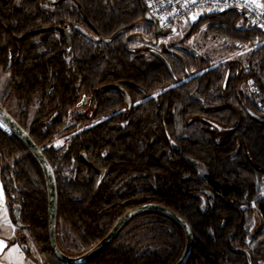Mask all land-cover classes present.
<instances>
[{
	"label": "trees",
	"instance_id": "trees-1",
	"mask_svg": "<svg viewBox=\"0 0 264 264\" xmlns=\"http://www.w3.org/2000/svg\"><path fill=\"white\" fill-rule=\"evenodd\" d=\"M0 2V67L9 73L3 99L15 100L12 116L53 168L55 233L62 252H84L126 210L157 202L190 226L193 247L186 264H264V228L249 234L244 222L252 202L264 219V197L258 195L264 121L249 114H264V106L241 88L251 77L264 89L262 31L238 27L245 19L235 10L198 18L184 40L203 24L212 35L230 40L260 39L247 68L235 60L210 66L181 43L155 48L163 59L154 54L150 47L158 35L139 0H17L16 7L14 0ZM82 97L98 120L64 128L67 151L55 155L56 149L44 143L60 132ZM35 101L34 118L27 122ZM79 115L70 117L76 122ZM3 130L0 125V184L10 216L34 240L43 264H67L49 247L40 165L13 133ZM70 157L75 168L69 177L59 175V161ZM36 175L39 185L32 183ZM60 224L71 233L63 238L70 248L58 241ZM19 237L27 252L25 236ZM74 241L87 248H72ZM150 241L153 248H147ZM184 245L176 221L146 210L124 223L110 244L84 264H173Z\"/></svg>",
	"mask_w": 264,
	"mask_h": 264
},
{
	"label": "rangeland",
	"instance_id": "rangeland-1",
	"mask_svg": "<svg viewBox=\"0 0 264 264\" xmlns=\"http://www.w3.org/2000/svg\"><path fill=\"white\" fill-rule=\"evenodd\" d=\"M198 18L179 23L175 29L171 31H167L166 36L160 38L156 43L155 47L151 46L150 48L160 49L162 46L167 47L171 43L172 44L181 43L184 44L186 47H188L191 51L206 58L210 66L216 64H225L228 61L235 60L238 63H240L241 66L247 68L246 66L248 63V57L251 55L255 47L260 43V39L256 38L253 41L246 43L230 40L223 36L212 35L207 31L206 24H203L201 25L199 31L196 34L192 35L188 40H184L185 34L186 32H188L190 25H192ZM142 24H143L142 22L139 23V25ZM237 26L240 28H245V27L253 28V26L248 24L246 20L239 21ZM55 35L57 36L58 34L56 33ZM143 54L146 55L147 53H143ZM8 83H9V73L0 71V100H2V102L6 105V107L3 106L4 108H6L10 113L15 114V100L12 99L9 103H7L6 102L7 99L6 98L3 99V95L7 91ZM241 88L244 93L251 95L255 99V101L258 102L260 107L264 106V89L263 91H261V89L254 82L253 78L251 77L247 78L246 82L241 84ZM37 105L38 102L35 101L30 106L27 115V122H31L33 120L35 111L37 109ZM91 110L92 108L88 105V100L86 99L83 106L73 108L71 111H69L68 116L64 119V123H63L64 125L59 129L60 132L52 135L49 138V140L46 143H44V146L56 149L57 151L55 150L54 154L58 156H62L67 151V147L69 143V139L66 137L67 131H64L63 129L66 128L69 124L76 123L78 126L79 125L83 126L96 122L98 120L97 116L96 117L92 116L88 120L81 119L82 117L91 116L92 115ZM73 113L80 114L79 115L80 119L76 122L74 121L73 117L72 118L70 117V115ZM0 156H1V151H0ZM61 161H59L57 171L60 173L59 175L64 177H69L70 176L69 171L74 169L76 165L74 163V158L70 157L69 160L66 162L65 161L61 162ZM32 183L39 185L41 183V177L36 175V178L32 179ZM258 195L264 197V180L263 181L261 180L259 184ZM248 206L249 207L245 212L244 222H245L246 231L249 234H252L259 228H264V219L259 215L256 206L253 202L250 203ZM111 226H109V228ZM130 227L131 226H129L128 228ZM161 230H164L168 233L171 232L170 229L164 227H161L160 231ZM0 231L4 235L3 237L7 241L8 245L18 244L21 247L18 238H20L19 236H25L23 240L28 250L27 252L24 251V253L26 257H28L27 260L30 261V264L31 263L43 264V260L37 250L36 244L34 243V240L30 237L29 233L19 230L17 226L14 224L4 199L1 184H0ZM67 233L71 235L70 231L67 230V227L60 224L57 229V238L58 241L63 244L62 246L64 248H70L68 247L69 244L67 245L63 241V238H65V235H67ZM156 236L158 237V234ZM160 241L162 244H164L165 242L164 236L160 237ZM246 241H249V237L246 238ZM153 244L154 243L150 241V243H148L147 245V248H153L154 247ZM84 246H85L84 244L83 246L81 244L78 245L77 241H74L72 248L74 247L87 248ZM80 250L83 251V249Z\"/></svg>",
	"mask_w": 264,
	"mask_h": 264
},
{
	"label": "water",
	"instance_id": "water-1",
	"mask_svg": "<svg viewBox=\"0 0 264 264\" xmlns=\"http://www.w3.org/2000/svg\"><path fill=\"white\" fill-rule=\"evenodd\" d=\"M139 3L143 17L151 21L154 25V36L163 34L164 31L158 28L155 19L148 12L143 0H139ZM60 32L63 34L65 40H67L66 32L63 29H60ZM152 52L157 56H159L161 59H163V56L155 49H152ZM122 92L123 95L126 97L124 90H122ZM249 114L253 118L259 121H264V114H257L252 111H249ZM0 123H2L5 127V130L3 131H5L6 133H13L27 148V150L34 156V158L40 165L45 180V187L47 194V233L49 239V247L53 256L57 260L67 264H84L89 262L90 260L98 256L110 244V242L112 241L118 230L130 218L146 210H156L168 215L170 218H172L181 226L185 236V245L180 257L173 264H186L193 247V235L190 226L188 225L186 220L182 218L174 210L157 202H143L126 210L114 221L112 226L102 236V238H100L94 245H92L84 252L77 255H68L62 252L57 246L56 233H55L57 192H56V183H55L53 168L46 159L43 152L41 151L40 147L31 138L27 130L24 129L20 125V123L12 116V114L1 104H0ZM81 158L82 160H84L83 155L81 156Z\"/></svg>",
	"mask_w": 264,
	"mask_h": 264
},
{
	"label": "built area",
	"instance_id": "built-area-1",
	"mask_svg": "<svg viewBox=\"0 0 264 264\" xmlns=\"http://www.w3.org/2000/svg\"><path fill=\"white\" fill-rule=\"evenodd\" d=\"M159 29L171 31L181 22L235 10L264 33V0H143ZM9 134V133H8Z\"/></svg>",
	"mask_w": 264,
	"mask_h": 264
},
{
	"label": "crops",
	"instance_id": "crops-1",
	"mask_svg": "<svg viewBox=\"0 0 264 264\" xmlns=\"http://www.w3.org/2000/svg\"><path fill=\"white\" fill-rule=\"evenodd\" d=\"M264 177L262 178V181ZM4 235L0 231V241L6 244V247L0 248V264H30L24 253V249L18 244L8 245L7 241L3 237ZM35 264V263H31Z\"/></svg>",
	"mask_w": 264,
	"mask_h": 264
},
{
	"label": "flooded vegetation",
	"instance_id": "flooded-vegetation-1",
	"mask_svg": "<svg viewBox=\"0 0 264 264\" xmlns=\"http://www.w3.org/2000/svg\"><path fill=\"white\" fill-rule=\"evenodd\" d=\"M0 6H1V2H0ZM14 6H15V7L17 6V0H14ZM166 34H167V32H164L163 34L158 35V37H155V39L153 40L152 47H155V45H156V43L158 42V40H159L160 38L165 37ZM171 44H172V43H171ZM152 49H155V48H152ZM152 49H151V50H152ZM0 71L3 72L2 69H1V67H0ZM84 99H85V98L82 97L81 102L79 103L78 107L83 106V104L85 103V100H84ZM91 114H92V113H91ZM91 117H92V115L89 116V117H85L84 119H85V120H88V119H90ZM83 161H85V158H84Z\"/></svg>",
	"mask_w": 264,
	"mask_h": 264
},
{
	"label": "snow or ice",
	"instance_id": "snow-or-ice-1",
	"mask_svg": "<svg viewBox=\"0 0 264 264\" xmlns=\"http://www.w3.org/2000/svg\"><path fill=\"white\" fill-rule=\"evenodd\" d=\"M6 247V244L3 241H0V248Z\"/></svg>",
	"mask_w": 264,
	"mask_h": 264
},
{
	"label": "bare ground",
	"instance_id": "bare-ground-1",
	"mask_svg": "<svg viewBox=\"0 0 264 264\" xmlns=\"http://www.w3.org/2000/svg\"><path fill=\"white\" fill-rule=\"evenodd\" d=\"M0 125L5 129L4 125L2 123H0Z\"/></svg>",
	"mask_w": 264,
	"mask_h": 264
}]
</instances>
